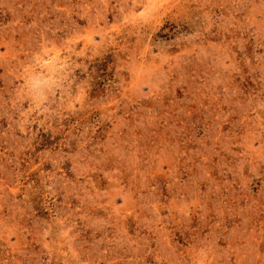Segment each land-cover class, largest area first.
<instances>
[{"label":"rangeland","instance_id":"rangeland-1","mask_svg":"<svg viewBox=\"0 0 264 264\" xmlns=\"http://www.w3.org/2000/svg\"><path fill=\"white\" fill-rule=\"evenodd\" d=\"M0 264H264V0H0Z\"/></svg>","mask_w":264,"mask_h":264}]
</instances>
